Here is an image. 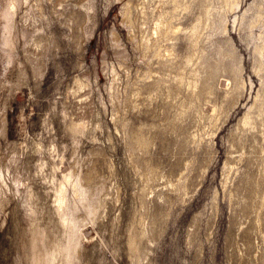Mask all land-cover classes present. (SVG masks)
I'll list each match as a JSON object with an SVG mask.
<instances>
[{
    "label": "rangeland",
    "instance_id": "1",
    "mask_svg": "<svg viewBox=\"0 0 264 264\" xmlns=\"http://www.w3.org/2000/svg\"><path fill=\"white\" fill-rule=\"evenodd\" d=\"M28 1L30 3L25 2L17 16L21 32L17 55L11 65H7L6 56L0 50V175L4 170L7 183H2L0 188V193L5 192L4 196L0 194V264H30L32 218L35 215L26 211L25 200L29 190L34 192L33 202L38 208L37 222L49 230L57 229L52 183L46 179V175L51 174L52 164L58 160L60 162L58 154L60 157L65 155V161L61 164L64 169L76 162L84 165L85 170L96 168L99 175L97 180L105 181L113 193L108 197L102 217L96 223L88 222L83 228L87 237L81 264H133L128 239L134 226L133 216H138L139 211L145 209L141 207L139 196L144 181L129 160L122 133L116 130L112 119L116 106L109 99L113 81L109 67L116 64L120 75V87L117 85V88L121 90L128 77L136 75L142 61L135 40L123 22L122 8L128 0H90L93 3L92 17L80 41L77 36H71L78 30L69 26L68 18L71 14L83 13L85 8L80 4L89 0ZM248 1L251 0H245L243 5ZM5 2L0 0L1 4ZM38 3L42 6L41 10L37 9ZM1 15L0 11V31L3 28ZM232 21L233 15L228 26L243 56L244 75L248 82L250 77L254 81V93L260 87V80L252 71L251 49L237 35ZM40 26H44V31L38 30ZM23 28L28 31L27 39L22 36ZM113 32L119 35L120 45H114ZM39 36L44 40L37 46L34 38ZM79 75L85 80L89 79L91 85L75 94L74 82ZM119 95L124 96V89ZM250 101L251 98L245 103ZM160 102L145 101L142 110L132 109L125 116L131 124L136 125L141 121L151 124L159 120V115H165ZM123 104L121 100L117 103L120 111L124 108ZM245 109L246 105H238L234 110L236 112L232 110V117L218 130L211 148L214 157L208 168L201 166L204 156H209L207 146L204 144L198 150L201 151V162L196 165L200 163L202 168L196 166L191 171L190 188L185 198H180L173 189L166 187L165 190L166 178H159L153 183L156 192L147 197L149 207L144 212L150 214L146 222H150L154 214L164 212L165 221L162 219V226L155 230L159 229L157 232L160 233L152 232V240L146 239L145 243L150 249L146 250L143 264H263L264 233L248 231L255 213H246L244 203L238 197L231 199L223 184V165L229 156L225 136ZM62 110L67 112V116ZM121 112L124 115V110ZM83 118L87 120L89 130L75 140L67 123L71 119ZM187 127L191 132L195 130H192L194 126L189 121ZM156 130V127L152 128V133ZM164 134L156 139V145L152 148L153 158L176 178L180 167L185 166V159L192 156L193 145L186 150L189 155L185 153L183 156L186 157H182L178 153L180 142L176 134L171 131ZM40 143L43 145L41 150ZM54 145L59 150L58 154L53 153ZM43 161L48 162L44 173L40 170ZM247 163H239L242 164V171L257 168ZM8 167L12 169L11 172ZM14 175L22 180L21 183L24 182L19 186L20 191L13 180ZM235 183L243 184L241 176H237ZM159 190L168 192L167 197H158ZM262 211L264 215V209ZM135 226L139 228L140 224Z\"/></svg>",
    "mask_w": 264,
    "mask_h": 264
},
{
    "label": "bare ground",
    "instance_id": "2",
    "mask_svg": "<svg viewBox=\"0 0 264 264\" xmlns=\"http://www.w3.org/2000/svg\"><path fill=\"white\" fill-rule=\"evenodd\" d=\"M78 1L81 2V0ZM244 1L139 0L135 2L128 0L122 8L123 22L128 27L132 39L135 40L136 49L142 61L136 75L127 76L129 79L123 88L124 96H121L123 100L119 95L123 89L117 88L120 75L116 64L109 67L113 76L109 99H112L116 106L114 113L112 111L116 130L122 133L129 160L133 162L137 174L144 181V186L140 188L142 194L139 196H141V207L146 210L149 207L147 197L150 193L156 192L153 183L159 178L167 179L166 186L164 185L165 190L168 187L167 189L177 191L180 198L188 195L190 173L197 166V162H201L199 157L201 151L198 152V150H201L204 144L207 146L209 156H204L201 166L208 168L214 157L211 148L214 146L218 130L224 126L223 124L229 120L230 116L232 117V110H236L238 105H246L243 115L225 136L229 156L223 165L225 176L223 184L231 199L238 197L244 203L246 213H255L248 231L264 233L262 211L264 209V0H251L246 2L245 6ZM25 2L29 1L6 0L5 3H0L3 18L0 50L6 56L7 65H11L10 63H13L17 55L18 36H20L19 31L21 32L18 29L17 16ZM80 5L85 8V11L79 12L78 15L71 14L68 18L69 26L78 30V32L76 30L77 33H74V30L71 36H77L78 40L82 39L83 32L87 31L93 9V3L90 0ZM37 7L42 9L40 3ZM231 15H233L235 32L251 49L252 71L260 80V87L254 93L252 92L254 81L250 77L248 82L244 75L243 56L239 53L234 35L228 26ZM35 20L37 21L36 18ZM43 29L44 26L38 27L39 31ZM25 30L23 28L22 36L26 38L28 31ZM112 34L114 45H120L119 35L116 32ZM43 40L40 36L34 38L37 46ZM122 55L126 57L124 53ZM79 76L74 82L76 83L75 94L91 85L89 79L85 80ZM249 90V96H245ZM249 98L251 101L245 103ZM120 100L124 101L122 105L124 115L119 109L120 106L117 107ZM157 100L162 101L160 105L165 112L163 117L159 115V120H154L151 124L141 121L135 125L131 124L130 119L125 116L132 109L142 110L141 107L146 105L145 101L153 103ZM63 112L67 116V112L65 110ZM84 119H71L68 123L66 122L75 140H79L78 138L89 130L88 122ZM188 121L193 123L192 130H195L192 132L188 129L189 126L187 127ZM154 127L157 130L152 133ZM169 131L174 132L179 138V141L176 140L180 142L178 150L180 156L186 157L183 155L188 147L193 145L192 156L185 159V166L180 167L178 175L175 174L176 178L172 172L162 168L163 165L156 163L152 154L156 139ZM39 147L41 150L43 145L40 143ZM52 150H54L53 153L59 152L56 145ZM235 153L237 155H234ZM186 154L189 155L188 151ZM58 155L60 162L58 159L56 163L51 161L54 163L51 167L53 170L50 168L51 174L46 175V179L52 183L53 213L56 215L57 229L49 230L37 222L38 208L34 205L32 190L28 191L25 200L26 211L35 215L32 218L34 224L31 234L30 264H81L85 256L84 240L87 237L83 228L88 222L96 223L102 217L107 207L108 197L113 195L105 181L97 180L99 175L96 168L90 167L85 170L84 165L76 162L64 169L61 164L65 161V155L62 154L61 157L60 154ZM244 161L257 168L242 171V164L239 165V163ZM14 162L17 163L15 160ZM47 164V161H43L40 165L43 173ZM9 165L6 164V166ZM10 167H8L9 172L12 171ZM5 174L2 170L0 188L2 183H6ZM237 176H241L242 185L239 183L236 185ZM13 180L18 185L17 190L20 191L19 186L24 182L21 183L22 180L15 175ZM2 193L0 194L4 196L5 192ZM166 193L168 192L160 191L157 195L161 198L167 197ZM177 198L175 199L178 200ZM144 211H139L138 216L137 214L133 216L132 225L134 226L129 234V255L133 264H143L146 250L150 249L145 241L152 240L151 233L159 231V229L155 230L161 225L165 213L154 214L151 221L146 222L150 213ZM137 223L140 224L139 228L135 226Z\"/></svg>",
    "mask_w": 264,
    "mask_h": 264
}]
</instances>
